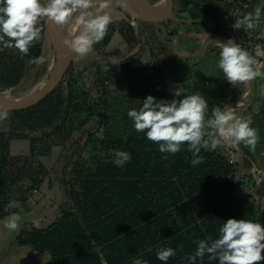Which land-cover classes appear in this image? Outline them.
I'll list each match as a JSON object with an SVG mask.
<instances>
[{"label": "trees", "instance_id": "1", "mask_svg": "<svg viewBox=\"0 0 264 264\" xmlns=\"http://www.w3.org/2000/svg\"><path fill=\"white\" fill-rule=\"evenodd\" d=\"M173 3L172 18L179 21H162L156 27L152 21L140 22V16L135 15L139 10L126 0H113L112 6L127 19L109 25L103 44H108L118 31L131 48L137 43L140 47L123 60H104L90 66L96 93L85 86L86 69L75 72L71 64L60 83L40 102L25 109L8 110L9 129L0 134V147L4 148L11 140H27L28 155L15 158L2 152L3 149L0 151V219L29 211L35 192L46 178L52 179V170L36 160L51 156L55 147L78 144L77 157L67 178L65 167L62 164L58 167L65 177L61 181L66 187L65 205L46 226L27 223L15 236L17 245L47 252L48 264H101V255L109 264H125L135 257L156 264L157 250L168 247L164 240L184 225L199 230L203 239L208 236L216 239L229 218L261 223L256 196L261 194L262 187L255 195L241 194L236 186L238 163L229 162L228 146L221 143L214 151L202 149L204 162L194 167L186 144L175 155L161 153L159 145L147 139L146 132L135 131L134 122L127 115L132 108L138 110L149 95L157 100L177 98L166 90L163 69L178 56L168 42L178 33L179 23L196 20L192 24L205 26L212 21L216 33L234 39L253 55L257 48L264 51V40H256L255 32L249 35L232 27L237 17L253 11L260 0H173ZM132 20L138 22L137 28ZM41 26V40L30 48L28 56L0 45L1 93L18 86L27 74L34 73L41 82L51 72L54 61L47 59L40 66L27 63L44 55L47 48L56 52L45 19ZM145 40L152 52L148 62L143 59ZM158 48L167 55L158 57ZM258 59L264 63V56ZM220 82L228 84V91L221 85L218 88ZM210 86L204 97L209 105V118L213 107L223 109L245 93L244 86L232 85L224 76ZM182 98L183 95L177 99ZM255 113L250 126L258 130L264 141V103L258 105ZM242 145L246 155L242 185L251 190L256 180L248 169L256 159ZM116 150L131 154V160L123 167L112 162ZM164 155L167 160L162 158ZM10 200H16L18 207L5 212ZM168 208L175 210L166 215ZM180 212L185 217L180 221L183 225L178 222L175 229H165L166 217ZM196 248L189 247L182 255ZM215 264L219 261L215 260Z\"/></svg>", "mask_w": 264, "mask_h": 264}, {"label": "clouds", "instance_id": "2", "mask_svg": "<svg viewBox=\"0 0 264 264\" xmlns=\"http://www.w3.org/2000/svg\"><path fill=\"white\" fill-rule=\"evenodd\" d=\"M113 0H0V45L2 48L16 49L23 56H28L30 48L41 40L45 18L64 26L73 21L78 33L64 44L81 57L94 51V45L103 40L112 23L110 9ZM94 9V11H92ZM264 0L241 17H237L232 25L234 29L243 30L251 35L256 33V40H264ZM220 48L217 66L226 80L235 85L246 84L264 78V63L258 57L264 51L256 49L255 55L242 48L234 39L224 43L218 42ZM2 50V49H0ZM47 57L40 55L27 61L29 65H43ZM7 94V93H5ZM182 99H177L181 97ZM174 97L170 101L157 100L152 95L143 100L137 110L130 109L128 117L134 122L137 133L146 132L150 142L159 145L161 153L175 155L183 145L192 154V166L204 162L201 150L214 151L222 142L232 146L243 143L249 151L255 152L260 140L258 130L251 127V121L237 116L233 108L225 106L222 110L215 106L208 117V102L200 94H185L184 86L174 89ZM7 108H0V121L7 120ZM167 160L168 156L164 155ZM131 160V154L116 150L113 163L123 167ZM18 207L16 200H10L5 212ZM22 217L17 213L8 215L3 226L9 231H19ZM195 253L187 256L190 264H196L197 258L205 255L209 260H218L219 264H260L264 261V225L247 219L229 218L219 229V238L208 236L196 242ZM183 248V245H180ZM151 251V248L148 249ZM143 255V252L140 253ZM176 255L171 247L157 250V259L167 262ZM101 264L107 261L101 255ZM132 264H148L147 261L135 258Z\"/></svg>", "mask_w": 264, "mask_h": 264}, {"label": "rangeland", "instance_id": "3", "mask_svg": "<svg viewBox=\"0 0 264 264\" xmlns=\"http://www.w3.org/2000/svg\"><path fill=\"white\" fill-rule=\"evenodd\" d=\"M161 1L163 0L156 3H160ZM92 11H94V9ZM110 12L112 15V23L127 19V16L115 6L111 7ZM132 24L136 28L138 27V22L136 20H132ZM177 25L179 29L178 33L174 36L171 42H168V45L171 50L178 54V56L170 66L163 69L166 90L169 93L174 94V89L182 85L185 88V93L200 94L203 91L208 92L211 88L210 85L224 76L223 72L217 66L220 52L218 42L222 43V41L215 36H211V30L213 28L211 22H207L205 26L201 24L195 25L189 21ZM64 28L71 38L78 33V28L74 21L70 24L64 25ZM139 47L140 43H137L135 48H131L121 34L118 31H115L108 44H103L102 41L96 43L94 45V51L89 55L81 57L75 53L72 63L73 70L79 72L81 69H86L84 72L85 86L91 88L93 92L96 93L90 66L104 60H111L112 62L123 60L124 58L131 56ZM196 53L198 56H191V54ZM43 54L49 61H54L55 63V51L47 48ZM164 55H167V53L158 48L157 56L163 57ZM143 59L146 62L152 59V52L149 50L148 46H146L143 51ZM32 74L34 73L27 74L18 86L5 90L3 94L11 99L22 98L35 90L50 73L45 76L41 82ZM206 80H209L211 83L206 84ZM220 85L225 91H228V84L220 82L218 88ZM235 85L244 86L245 90L248 89V83H237ZM255 85L258 93L264 97V78L258 77L255 80ZM9 120L10 115L7 120L0 121V134L9 129ZM78 149V144H75L70 148L55 147L51 156L40 157L36 160L37 162H41L46 169L52 170V179L49 177L46 178L44 183L35 192V195L31 198V204L34 208L40 207L44 210L49 209L50 211H57L61 206L65 205L67 202L65 193L66 187L61 182L64 173L59 171L58 167L61 164L65 167L67 178L69 176L68 173L72 168L73 161L77 157L76 152ZM1 150L4 153L8 152L15 158H22L23 156L28 155V141L11 140L4 148L0 147V151Z\"/></svg>", "mask_w": 264, "mask_h": 264}, {"label": "crops", "instance_id": "4", "mask_svg": "<svg viewBox=\"0 0 264 264\" xmlns=\"http://www.w3.org/2000/svg\"><path fill=\"white\" fill-rule=\"evenodd\" d=\"M160 3H162V1ZM135 15L140 16V12L135 13ZM191 56H198V54L197 53L191 54ZM247 90H245V93ZM206 93L207 92L203 91L202 93H200V95L205 97ZM189 94H194V93H189ZM262 103H264V97H262L258 93L257 87L255 85V90L250 101L247 104L240 103L238 107H235L233 109L237 116L250 120L252 124L256 116L255 113L256 108L258 107L259 104ZM222 144L228 146V150L226 152L227 157L235 156L238 159L235 146L229 145L224 142H222ZM253 153L256 162L253 161V165L251 166L250 169H248V172L251 174L252 178L256 180V182H258L261 180V178L264 175V141L263 140L261 139L259 140L256 146V151ZM245 171L246 169L244 170V172ZM261 187H262L261 194L256 196V200L260 204V213H259L260 222L262 225H264V184ZM242 188L245 191H248V189H246L243 185ZM59 209L57 211H59ZM174 210L175 209L173 208H168L166 211V215ZM57 211L56 210L50 211L49 209L44 210L43 208L40 207L34 208L32 205L29 211H23V213L19 214L22 217L21 227L19 231L27 223H32L34 226L37 227L46 226L53 219ZM6 217L0 219V264H48L50 255L47 252H40L33 247L31 248V246H22V245H17L15 243V236L19 231L12 232L3 226L2 221ZM184 218L185 217L183 212L177 213L174 217H166L165 220L166 225H164L165 229L166 227L168 228L167 230H169V227L175 229L177 227L178 222H179L178 224L183 225V223H180V221H183ZM197 225L198 226L200 225V220L197 222ZM191 229L192 227H190L189 225H184L181 229L174 231V233L171 236H169L167 239L164 240V242L168 245V247H171L176 250V255L170 257L168 260L170 264H190V262L187 259V256L194 254L195 250L192 251L193 253L189 252L184 255L182 254L187 251V248L197 246L196 242L203 239V236L200 234L199 230L192 229L193 230L192 231ZM158 244L160 245V243ZM180 245H183L182 249L180 248ZM132 261L133 259L127 260L125 261V264H132ZM159 261L160 260H157L156 264H159L160 263ZM196 264H215V260H209L208 257L205 256L202 260L197 258Z\"/></svg>", "mask_w": 264, "mask_h": 264}, {"label": "water", "instance_id": "5", "mask_svg": "<svg viewBox=\"0 0 264 264\" xmlns=\"http://www.w3.org/2000/svg\"><path fill=\"white\" fill-rule=\"evenodd\" d=\"M132 6H135L139 12L140 17L139 21H152L154 25L157 27L159 22L166 20H175L172 18L173 13V0H163L162 3H152L150 0H126ZM193 9L192 6L190 8ZM45 21L48 25V30L54 32V43L56 46V58L55 63L52 67L50 74L47 78L32 92L28 95L11 99L6 95L0 92V108H7L8 110H20L31 107L38 102H40L43 98H45L48 94H50L55 87L60 83L64 74L68 70V68L73 63L75 52L69 49L64 41L66 39H71V36L65 30L64 26L57 25L55 22L45 18ZM196 20H189L190 23L195 22ZM213 24V28L211 30V35L221 39L222 43L226 42L228 39L221 34L215 32V23L209 21ZM158 34H160L159 29L157 28ZM52 34V33H51ZM53 36V35H52ZM146 47V40L144 44V49ZM255 90V81L248 82V90L246 93L238 99L236 102L229 103L228 107L235 108L238 107L240 103L247 104ZM225 108V107H224ZM224 108L222 110H224ZM236 147L237 155H238V171L236 178V186L243 195H255L259 188L264 184V175L260 181L256 182L254 187L251 190L245 191L242 188V175L245 170V149L242 143Z\"/></svg>", "mask_w": 264, "mask_h": 264}, {"label": "built area", "instance_id": "6", "mask_svg": "<svg viewBox=\"0 0 264 264\" xmlns=\"http://www.w3.org/2000/svg\"><path fill=\"white\" fill-rule=\"evenodd\" d=\"M206 84H209V82H208V80H206V82H205ZM228 160H229V162L231 163V164H235V163H238V159L235 157V156H229L228 157ZM107 261V260H106ZM107 264H109L108 262H107Z\"/></svg>", "mask_w": 264, "mask_h": 264}, {"label": "bare ground", "instance_id": "7", "mask_svg": "<svg viewBox=\"0 0 264 264\" xmlns=\"http://www.w3.org/2000/svg\"><path fill=\"white\" fill-rule=\"evenodd\" d=\"M133 7H135V6H133ZM136 8V7H135ZM51 33H52V35H53V38H54V32L51 30Z\"/></svg>", "mask_w": 264, "mask_h": 264}]
</instances>
